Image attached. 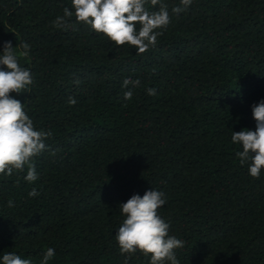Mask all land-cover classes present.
<instances>
[{"label":"trees","instance_id":"16d2710c","mask_svg":"<svg viewBox=\"0 0 264 264\" xmlns=\"http://www.w3.org/2000/svg\"><path fill=\"white\" fill-rule=\"evenodd\" d=\"M163 2L171 22L138 54L74 16L54 27L71 0H0V54L11 41L33 79L10 95L52 133L31 160L35 182L27 165L0 174V257L41 264L52 248L48 264H125L118 206L154 189L169 235L185 242L179 264H264V168L252 178L231 141L256 130L252 106L264 100V0H192L178 15L180 0Z\"/></svg>","mask_w":264,"mask_h":264},{"label":"clouds","instance_id":"9594fccd","mask_svg":"<svg viewBox=\"0 0 264 264\" xmlns=\"http://www.w3.org/2000/svg\"><path fill=\"white\" fill-rule=\"evenodd\" d=\"M148 0H71L72 9L65 7L63 15L57 16L53 26L57 28L71 27L68 21L74 16L77 23L83 22L96 33H101L114 42L115 46L130 45L138 54L155 46L158 36L171 22L168 5L163 0H150L151 5H159L157 11L146 8ZM192 0H180L179 7H173L171 12L179 14L185 11ZM139 25V28H137ZM16 47V46H15ZM11 41L3 45L0 54V174L11 177L14 172H23L28 166L25 181L32 183L38 179L33 157L47 150L45 140L52 135L50 131L37 130L32 119L24 111L21 102L10 94H22L23 90L33 83L28 69L19 65L17 54ZM22 56H28L30 45L20 46ZM130 80L123 81L127 87ZM137 85L139 81L135 82ZM149 95L155 90L150 89ZM133 93L127 91L123 99L130 100ZM69 103L75 104L69 97ZM252 116L256 122V130L244 129L232 132L233 144L242 146V151L236 153L241 165L248 163V172L252 178H259L264 168V100L252 106ZM55 155V153H53ZM38 193L33 189L29 196ZM166 203L165 194L154 189L148 190L141 197L134 194L118 208L125 218L118 231L116 241L121 255L129 254L125 259L127 264L131 254L140 252L150 256V264H179L175 249L184 247L185 242L169 235L170 225L159 215L157 210ZM9 207L13 202L9 200ZM55 250L49 248L41 260L48 264ZM0 264H32L31 259L21 258L15 252H4Z\"/></svg>","mask_w":264,"mask_h":264}]
</instances>
